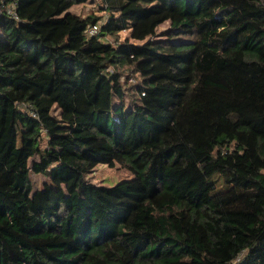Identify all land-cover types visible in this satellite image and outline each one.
I'll return each mask as SVG.
<instances>
[{
	"label": "trees",
	"instance_id": "trees-1",
	"mask_svg": "<svg viewBox=\"0 0 264 264\" xmlns=\"http://www.w3.org/2000/svg\"><path fill=\"white\" fill-rule=\"evenodd\" d=\"M88 1L0 0V264H264V0Z\"/></svg>",
	"mask_w": 264,
	"mask_h": 264
},
{
	"label": "rangeland",
	"instance_id": "rangeland-1",
	"mask_svg": "<svg viewBox=\"0 0 264 264\" xmlns=\"http://www.w3.org/2000/svg\"><path fill=\"white\" fill-rule=\"evenodd\" d=\"M96 1V0H93ZM93 1H88L85 4H77L71 8V11L86 15L89 13H93L98 10V7L94 4ZM100 13V12H97ZM102 13V20L105 19V12L103 10ZM170 22H164L157 27V36L154 39H165L166 36L163 34L167 33L170 30ZM122 39H129L128 32L123 31L120 35ZM126 80V78H123ZM129 80V79H128ZM130 83L135 82V79H130ZM178 151L187 158V165L185 167H180V170L177 174L182 176H186L188 182L192 185L195 192L200 193L204 196H210L215 192L221 191L227 187L223 177L219 173H215L211 177H204L196 163H195V154L191 148L186 146H179ZM172 170L171 174H173ZM87 179L93 183L105 186H113L118 182L126 179L133 178V174L126 168L116 164V166H110L106 163H99L95 168H93L90 172L86 175ZM32 179L34 181V185L36 188H40L43 184L48 180L42 174L32 173Z\"/></svg>",
	"mask_w": 264,
	"mask_h": 264
},
{
	"label": "built area",
	"instance_id": "built-area-1",
	"mask_svg": "<svg viewBox=\"0 0 264 264\" xmlns=\"http://www.w3.org/2000/svg\"><path fill=\"white\" fill-rule=\"evenodd\" d=\"M7 9V8H6ZM7 11L9 12V13H11L15 18H18V15L16 14V12L13 10V7H8V9H7ZM105 12V18H106V16H107V13H106V11H104ZM100 24H93V25H91L90 27H89V29H88V32H89V34H96V33H98V31H99V28H100V26H99ZM0 64H1V62H0Z\"/></svg>",
	"mask_w": 264,
	"mask_h": 264
}]
</instances>
